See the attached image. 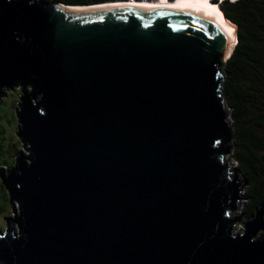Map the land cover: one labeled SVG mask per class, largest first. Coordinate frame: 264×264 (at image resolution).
I'll use <instances>...</instances> for the list:
<instances>
[{
  "label": "water",
  "instance_id": "water-1",
  "mask_svg": "<svg viewBox=\"0 0 264 264\" xmlns=\"http://www.w3.org/2000/svg\"><path fill=\"white\" fill-rule=\"evenodd\" d=\"M73 6L0 0V98L19 88L23 143L0 167V264H264V205L243 232L233 215L236 25L230 38L198 11Z\"/></svg>",
  "mask_w": 264,
  "mask_h": 264
},
{
  "label": "trees",
  "instance_id": "trees-1",
  "mask_svg": "<svg viewBox=\"0 0 264 264\" xmlns=\"http://www.w3.org/2000/svg\"><path fill=\"white\" fill-rule=\"evenodd\" d=\"M45 1L83 5L128 0ZM220 8L237 27L222 91L232 125V157L245 184L241 212L250 219L264 205V0H222Z\"/></svg>",
  "mask_w": 264,
  "mask_h": 264
},
{
  "label": "rangeland",
  "instance_id": "rangeland-1",
  "mask_svg": "<svg viewBox=\"0 0 264 264\" xmlns=\"http://www.w3.org/2000/svg\"><path fill=\"white\" fill-rule=\"evenodd\" d=\"M237 34V30H236ZM20 99L19 88L9 89L4 92V96L0 98V164L4 163L5 165H0L4 167L5 171L8 173L12 168L8 166H15L16 157L23 152V143L16 134L18 131V119L16 116V108L18 107V102ZM233 144V142L231 141ZM20 153V154H19ZM229 157V164L233 168L237 169V162L232 157V150ZM238 173L239 180H243L239 170H236ZM245 188V186H244ZM244 193V191H243ZM241 203L238 206V210H235L233 215L240 216L242 214V204L245 201L243 197ZM0 230L4 231L6 228V218L13 215V209L8 200V193L4 187L2 180L0 178ZM248 219L243 215L241 216L240 221L236 224L235 232L244 231V222ZM9 222L12 223L10 220Z\"/></svg>",
  "mask_w": 264,
  "mask_h": 264
},
{
  "label": "bare ground",
  "instance_id": "bare-ground-1",
  "mask_svg": "<svg viewBox=\"0 0 264 264\" xmlns=\"http://www.w3.org/2000/svg\"><path fill=\"white\" fill-rule=\"evenodd\" d=\"M109 3H96L91 5H76L69 9H93L113 5H132L144 8L162 7L167 10H193L204 13L214 19L219 27L230 37L234 38L235 26L227 22L221 13V9L212 0H128V1H108ZM236 39V31H235ZM235 44V43H234ZM233 44V46H234Z\"/></svg>",
  "mask_w": 264,
  "mask_h": 264
},
{
  "label": "clouds",
  "instance_id": "clouds-1",
  "mask_svg": "<svg viewBox=\"0 0 264 264\" xmlns=\"http://www.w3.org/2000/svg\"><path fill=\"white\" fill-rule=\"evenodd\" d=\"M213 2L215 1L216 3H217V5L219 6V8H220V2L222 1V0H212ZM231 1H235V0H231ZM221 9V8H220ZM222 11V10H221ZM222 14H223V16L226 18V20H227V22H229L230 24H234L232 21H230L225 15H224V13H223V11L221 12ZM236 25V24H235ZM234 26V25H233ZM237 30V29H236ZM237 43V34H236V39H235V44ZM235 44H234V46H235Z\"/></svg>",
  "mask_w": 264,
  "mask_h": 264
}]
</instances>
